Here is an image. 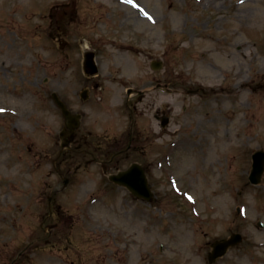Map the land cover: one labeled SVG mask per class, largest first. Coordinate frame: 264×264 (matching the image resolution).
<instances>
[{"label": "rangeland", "instance_id": "rangeland-1", "mask_svg": "<svg viewBox=\"0 0 264 264\" xmlns=\"http://www.w3.org/2000/svg\"><path fill=\"white\" fill-rule=\"evenodd\" d=\"M133 2L0 0V264H264V185L248 182L252 154L264 150V0ZM85 47L97 54V77L83 73ZM108 73L113 99L83 101ZM148 80L172 92L138 103L145 146L121 167L149 168L155 198L135 199L133 221L130 193L102 170L113 152L86 150L102 110L116 118L108 136L124 132L126 88ZM54 93L84 115L71 146L80 151H60ZM167 109L174 134H158L154 115ZM109 227L118 233L106 238ZM236 232L244 241L209 262L211 245Z\"/></svg>", "mask_w": 264, "mask_h": 264}, {"label": "flooded vegetation", "instance_id": "flooded-vegetation-1", "mask_svg": "<svg viewBox=\"0 0 264 264\" xmlns=\"http://www.w3.org/2000/svg\"><path fill=\"white\" fill-rule=\"evenodd\" d=\"M109 76H106L100 84L96 85L95 87L100 91V105L102 107V104H105L107 100L113 99L110 98V92L109 90L106 89L104 86L106 81L112 82V84L116 83V78H112V74L108 73ZM165 85L169 86V83H164ZM154 84L152 81L148 80L144 85L140 88L141 91L140 94L133 95L132 98H136V102L132 103V98L129 100L128 98L125 100V109L129 113L127 115V119L129 121V125L127 126L128 132L126 133H118L114 134L113 136H108L106 125L108 127H111L113 124H116V118L112 117L111 119H106L103 115V110H102V118H101V132L100 135L97 138V143L94 141L95 147L89 148L86 151H102V154L100 153L99 155L103 157V151H111L113 153V156L108 160V159H102V166L105 168V170H111L113 168L117 169V171L121 170V165L122 162L124 161L125 157L128 156L130 152L135 153L136 151H139L140 147L145 146V141H146V136L143 135L140 126H141V121L139 119V116H137V113H140L139 108H138V103H144L148 96L153 92ZM110 98V99H109ZM143 114V112H142ZM163 116H167V110H164L162 112ZM156 119L159 123L160 121V116H156ZM140 125V126H139ZM79 130H77L75 133L72 132L71 128L67 130V134L72 139H76L79 134H77ZM148 128H147V133H148ZM88 133L91 135V132L88 131ZM154 133V132H153ZM150 136V134H148ZM93 137V136H92ZM90 137V138H92ZM67 151H80V149L77 150L73 148L66 149ZM141 151H144L142 148ZM123 157V158H120ZM136 159H138L136 157ZM138 160H135L134 162H137ZM134 203H135V197H133ZM130 212L133 213V221L136 220L134 217L135 212L137 213V204L134 206L129 207ZM58 226L53 227L51 231V236L55 235V231L58 229ZM106 238H108L105 234H102ZM116 238V237H115ZM113 238V239H115ZM110 239V238H109Z\"/></svg>", "mask_w": 264, "mask_h": 264}, {"label": "water", "instance_id": "water-1", "mask_svg": "<svg viewBox=\"0 0 264 264\" xmlns=\"http://www.w3.org/2000/svg\"><path fill=\"white\" fill-rule=\"evenodd\" d=\"M93 57H94L93 53L90 52L86 53L85 67L86 69L92 70L91 74L97 72V68L94 64ZM57 102L63 108L66 117L69 118V113L66 111L64 105L61 102H59L58 99ZM263 172H264V151H258L254 154L253 157V167L250 175L251 182L253 184H259ZM111 180H113L116 183L125 184L130 190H132L137 194H140L141 196L149 197V198H151L152 196V193L150 192L147 186V179L141 168H139L137 165H134L127 172L119 176H112ZM241 241L242 240L240 235H234L229 240H223L217 242L214 245L215 251L211 260H214V257L217 258L223 256L231 246L239 244Z\"/></svg>", "mask_w": 264, "mask_h": 264}]
</instances>
